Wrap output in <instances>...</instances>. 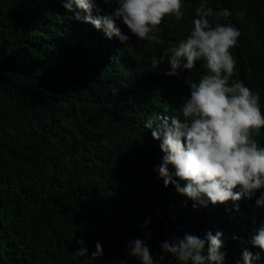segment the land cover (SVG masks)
Returning <instances> with one entry per match:
<instances>
[{"label": "trees", "instance_id": "1", "mask_svg": "<svg viewBox=\"0 0 264 264\" xmlns=\"http://www.w3.org/2000/svg\"><path fill=\"white\" fill-rule=\"evenodd\" d=\"M97 4L103 15L115 0ZM199 4L184 0L176 27L165 18L158 44L137 41L121 24L131 37L123 44L73 19L60 0H0V264H140L127 243L136 238L157 264H179L161 243L208 230L223 231L226 264L242 247L264 264V251L248 242L264 222L254 200L193 208L153 170L163 153L144 121L179 116L186 79L206 69L197 62L177 79L164 74L166 64L153 70L150 57L186 34ZM208 4L230 10L209 20L239 28L231 80L259 92L264 112V0ZM255 138L264 146V128ZM80 241L88 256L75 253ZM97 241L103 255L91 257Z\"/></svg>", "mask_w": 264, "mask_h": 264}, {"label": "clouds", "instance_id": "2", "mask_svg": "<svg viewBox=\"0 0 264 264\" xmlns=\"http://www.w3.org/2000/svg\"><path fill=\"white\" fill-rule=\"evenodd\" d=\"M60 3L73 19L91 24L108 39L115 37L123 44L131 37L122 31L121 24L137 41L158 44L162 21L172 19L175 23L169 27H176L184 18V0H115V6L103 15L99 14L97 0ZM93 9L98 13L95 16ZM194 11L186 34L163 48L159 56L150 57L153 70H161L166 64L164 74L177 79L182 73H191L197 62L206 69L197 80L186 79L188 93L181 96L179 116L154 115L144 121V128L160 141L163 153L153 170L165 187L171 183L178 193L190 198L193 208L229 200L235 203L243 198L254 200L253 209L264 210V146L255 138L264 128L260 93L243 81L231 80L236 60L230 49L238 44L241 32L231 23H210V17L219 20L230 16L227 8L214 10L208 0H200ZM254 220L256 216L250 222ZM250 233L248 242L264 251V222L254 224ZM223 237L222 230L215 234L208 230L203 238L185 233L182 238L165 239L160 247L179 264H225ZM233 239L243 243L240 237ZM127 243L129 254L140 264H157L142 239ZM80 244L75 253L88 256L83 241ZM102 255L103 247L97 241L91 257ZM260 259V252L254 254L242 247L235 264H257Z\"/></svg>", "mask_w": 264, "mask_h": 264}, {"label": "bare ground", "instance_id": "3", "mask_svg": "<svg viewBox=\"0 0 264 264\" xmlns=\"http://www.w3.org/2000/svg\"><path fill=\"white\" fill-rule=\"evenodd\" d=\"M226 264V263H225Z\"/></svg>", "mask_w": 264, "mask_h": 264}]
</instances>
